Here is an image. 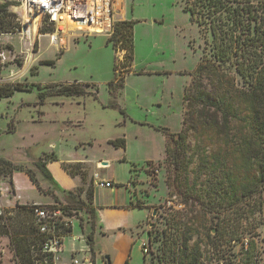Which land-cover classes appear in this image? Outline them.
<instances>
[{
	"label": "rangeland",
	"instance_id": "rangeland-1",
	"mask_svg": "<svg viewBox=\"0 0 264 264\" xmlns=\"http://www.w3.org/2000/svg\"><path fill=\"white\" fill-rule=\"evenodd\" d=\"M7 1L12 4L9 12L19 27L14 33L0 35V87L22 91L0 100V160L35 171V162L50 156L46 154L51 151V143L59 139L69 143L81 138L103 142L124 139L125 157L145 161L136 169L133 196L135 204L147 210L140 225L141 232L148 236L146 264H176L171 253L187 223L194 226L192 243L197 241L200 245L203 264H243L250 239L255 242L252 261L261 264L264 214L257 211L250 217L249 207L240 205L238 214L244 217L242 233L234 242L230 236L222 239L217 236L216 227L222 221L228 224L238 215L228 206L211 209L213 199L207 195L212 190V175H190L192 180L198 174L201 185L199 199L186 204L177 194L171 167L164 162L166 140L158 129L166 128L173 134L181 130L185 92L194 69L207 53L199 27L181 11L185 0H123L126 20L135 22L133 64L115 91L109 89V83L115 77L116 58L123 60L124 52L115 54L107 35L67 31L61 35V44L53 45L49 36L41 32V36L34 37L36 16L27 33L25 22L31 16L21 0ZM120 10L117 0V13ZM115 18L120 16L114 14ZM118 21L121 20L114 22ZM45 61L53 64L43 65ZM71 84L82 85L86 94L50 96ZM40 92L47 95L42 103ZM67 120L79 121L82 126L68 127ZM103 142L100 145L107 148ZM150 162L152 168L158 167L157 173L147 169ZM37 178L43 185L47 182L41 172H37ZM69 199L66 194V202ZM76 214L85 220L82 211ZM73 227V235H77L78 224ZM252 232L258 236H251Z\"/></svg>",
	"mask_w": 264,
	"mask_h": 264
},
{
	"label": "trees",
	"instance_id": "trees-1",
	"mask_svg": "<svg viewBox=\"0 0 264 264\" xmlns=\"http://www.w3.org/2000/svg\"><path fill=\"white\" fill-rule=\"evenodd\" d=\"M185 2L181 11L199 27L207 53L204 52L194 69L191 84L185 92L181 130L173 134L166 128L158 129L166 140L164 162L171 167L177 194L186 204L199 199L198 186L201 185L198 174L192 180L190 175L193 172L212 175V190L207 195L213 199L211 209L228 206L233 214L238 215L228 220V224L222 221L215 231L222 239L230 236V241L234 242L242 233L240 229L244 217L238 214L240 205L249 207L250 217L257 211L264 214V0ZM11 5L7 0H0V35L14 33L19 27L14 14L9 12ZM134 24L128 20L118 21L108 37L115 54L124 52L123 60L116 58L115 77L109 83L112 91L122 86L123 76L132 68ZM40 32L48 34L46 29ZM42 64L52 65L53 62L45 61ZM15 91L22 90L0 87V100L11 98ZM85 94L82 85L71 84L62 86L50 96ZM46 96L40 92L41 103ZM109 144L117 148L125 147V141L121 138ZM43 161L44 157H41L35 166L46 180L52 182ZM148 165L147 169L157 173L158 167L152 168V162ZM132 167V172H136L137 167ZM17 169L22 168L0 160V175L9 177ZM65 169L71 176L79 174L85 182L86 174L80 171L79 164L67 165ZM26 173L37 189L42 191L31 170H26ZM83 191L78 188L67 192L70 199L65 204L56 200V205L44 206L61 211L54 232L62 239L72 231L71 219H77L82 225L83 221L76 214L78 211L87 214L94 223L91 186L84 197ZM223 200L228 202L225 204ZM11 212V215H7L4 211L0 216V235H8L13 261L17 264H53L50 258L47 263L44 262L47 255L42 252V243L46 235L40 233L35 224L33 206L17 205ZM194 236V226L185 224L184 234L181 240L174 242L176 250L171 253L176 264H203L200 245L197 241L192 243ZM251 236L258 235L252 232ZM88 243L92 246V234L88 235ZM254 247L255 242L248 240L243 264H254V254L251 255ZM147 253H143L144 264Z\"/></svg>",
	"mask_w": 264,
	"mask_h": 264
},
{
	"label": "crops",
	"instance_id": "crops-1",
	"mask_svg": "<svg viewBox=\"0 0 264 264\" xmlns=\"http://www.w3.org/2000/svg\"><path fill=\"white\" fill-rule=\"evenodd\" d=\"M119 3L121 10L117 13V0H114L113 19L114 14H118L120 18L115 20L123 21L126 20L124 6L122 8L123 0H119ZM65 123L71 128L82 126V123L74 120H67ZM116 139L103 142L94 138H81L72 143L59 139L58 142L51 143V151L46 154L50 156L43 162L52 182L43 176L47 181L45 185L37 178V172H41L39 169L32 171L31 168L21 167L24 165L12 163L22 169L14 170L9 177L0 175V209L8 215L12 214L11 211L17 205L52 206L57 204L56 200L65 204L67 192L82 188L84 197L87 188L91 186L94 225L87 214L82 225L77 219H71L72 231L63 238V249L57 255L55 264H70L73 257L84 253L91 256L93 264H99V259L101 264H144L143 253L147 236L141 232L140 225L147 217V210L135 204L133 181L136 172H132V166L138 168L145 161H140L137 157L127 159L124 154L125 147L117 148L109 144ZM100 142L107 143V148L100 145ZM74 164H79L80 171L86 174L85 182L79 174L71 176L65 169V166ZM26 170H31L42 191L37 189ZM106 183L112 186L106 187ZM75 223L79 228L77 235H73ZM90 234L93 235L92 246L88 243ZM4 237L8 235H0V247L7 251L9 242ZM10 259L8 252H0V264H10Z\"/></svg>",
	"mask_w": 264,
	"mask_h": 264
},
{
	"label": "built area",
	"instance_id": "built-area-1",
	"mask_svg": "<svg viewBox=\"0 0 264 264\" xmlns=\"http://www.w3.org/2000/svg\"><path fill=\"white\" fill-rule=\"evenodd\" d=\"M24 10L27 12L30 19L25 22L27 33L28 27L31 24L30 20L33 16L39 15V20L36 25V34L34 37L40 35V30H48L50 43L53 45H60L62 42L61 35L63 32L84 33L85 35H107L111 36L114 26L113 6L114 0H21ZM66 18L69 24L67 27L60 25V22ZM101 186H104L101 184ZM106 187H111L112 184L106 183ZM2 190L0 189V194ZM169 203V202H168ZM33 213L35 217V224L39 232L46 235V239L42 243V252L47 255L46 260L50 258L55 264L57 255L62 251V237L58 236L54 229L61 216V211L54 207H44L33 204ZM2 211L0 209V216ZM7 251L0 247L1 253L8 252L10 254V264H17L13 261L12 249L10 246L9 237ZM147 249L144 248V253ZM70 264H93L91 256L83 254L75 256L71 259Z\"/></svg>",
	"mask_w": 264,
	"mask_h": 264
},
{
	"label": "bare ground",
	"instance_id": "bare-ground-1",
	"mask_svg": "<svg viewBox=\"0 0 264 264\" xmlns=\"http://www.w3.org/2000/svg\"><path fill=\"white\" fill-rule=\"evenodd\" d=\"M35 16H36V17H35ZM35 16H34V17H35V18H34V21H35V22H34V25H35V24L37 25L40 16H39V15H38V17H37V15H35ZM62 19H63V20L60 22V25H62V26H66V27H67L69 24H71L70 22L67 21L66 18H62ZM30 21H31V20H30ZM32 21H33V20H32Z\"/></svg>",
	"mask_w": 264,
	"mask_h": 264
},
{
	"label": "water",
	"instance_id": "water-1",
	"mask_svg": "<svg viewBox=\"0 0 264 264\" xmlns=\"http://www.w3.org/2000/svg\"><path fill=\"white\" fill-rule=\"evenodd\" d=\"M155 215H156V212L153 213V216H155ZM107 260H108V258H107Z\"/></svg>",
	"mask_w": 264,
	"mask_h": 264
}]
</instances>
